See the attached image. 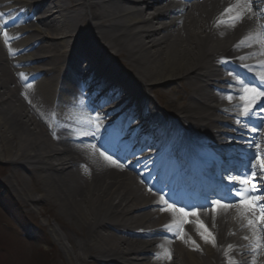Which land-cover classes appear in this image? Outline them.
Segmentation results:
<instances>
[{
    "label": "bare ground",
    "instance_id": "6f19581e",
    "mask_svg": "<svg viewBox=\"0 0 264 264\" xmlns=\"http://www.w3.org/2000/svg\"><path fill=\"white\" fill-rule=\"evenodd\" d=\"M6 1L11 2V0ZM71 2L75 5L67 6L71 9L70 15H75V12L77 11L84 12L86 10H90L92 16L94 18L96 17L97 2L95 0H71ZM115 4L116 3H109L107 5V8L114 10L112 16H109H118L121 13L127 11H118L117 9H115L117 7L115 6ZM1 7L2 0H0V8ZM2 12L3 10L0 9V13L4 15V13ZM143 18H145L144 15L139 12L137 14H131L125 18H120L117 22L124 27L125 25H129L136 21L142 20ZM72 19H74V17H72ZM80 19L86 21V18L84 19V15H81ZM102 20L103 22L101 26L105 28L107 27V36L113 48L119 53H122L124 58L129 61L128 66L130 68L136 67L134 59L132 57L129 58L125 55V47L117 39V33L114 32L113 27H116L118 23H111V21L108 20L107 17L102 18ZM14 26L18 27V25ZM57 28L58 29L51 31V33L55 34V36L57 37L67 38V40L70 39L69 34L67 32L69 31L68 27H66L64 24L59 23L57 25ZM30 31V28H24L22 30L13 29L8 32V36L10 38L14 37L13 39H17L21 36L20 32L27 34ZM134 31H138V28L130 30L129 33L131 34ZM101 34L104 36L106 35L105 31H101ZM153 36L154 35L151 34L140 37L133 36L131 38H128L132 47H134L133 49L137 50L140 56L142 57L143 61L146 62L145 68L143 70L151 77L152 81L158 82L162 80V74L164 73V70L166 68H168L169 73L166 72L164 79L171 78L172 74L177 75L182 73L180 72L181 68L185 69L184 71L189 70L188 76L197 78L198 81L202 80V83L204 84L203 87H205L206 90L209 92L210 98L214 103L215 96L213 95L211 89L219 88L221 85L219 84L218 80L207 79V76L210 75L209 62H205V67H201V61H203V59L200 60V57H195L191 53L192 47L185 44L182 37H179L177 41L167 42L160 41L158 37L154 38ZM165 39H167V37ZM197 39L201 40L200 42L202 44H205L211 43L210 41L212 40V37L210 35L202 34L201 37L197 35ZM20 45L23 47H27L30 44L20 43ZM148 46L151 47L147 48ZM42 55V53L33 56L29 54L27 56L28 58L26 59V62H30L31 59L35 57L40 58L42 57ZM4 63L5 62L3 60V57L0 54V87L5 88L4 85H7V87L2 92H0V101L4 100L7 96L10 97L9 105L13 106L14 108L7 106L5 108V116H14L16 122L13 121L12 124H9L7 120L4 119V116L0 115V135L4 133L2 136L3 141H0V155L1 151H3L1 142H4V144L9 147L10 150H14L15 156H19L20 153L23 151L29 152V155H35V152L38 149L37 141L45 137L44 130L34 120L28 117L26 111H24L25 113L22 114V109L18 108V101L16 98L17 89L15 87L14 82L6 80L8 77V70L5 68ZM175 64L177 65V67H175ZM190 66H193V68L190 69ZM30 69H32L33 72L38 71L39 73H42L45 76L52 75L51 67L45 66L44 64H41L40 66L33 65V68ZM206 70L209 72L208 75H206ZM18 72L24 74L27 73L23 70L21 66L18 69ZM44 88L45 87L41 83L37 84L36 90L37 95L39 96L38 101L40 105H48L51 102L50 92L48 91L47 97V93L44 91ZM19 93L22 96L26 97L27 90H21L19 91ZM61 97L62 93L58 96V98ZM18 118H21V121H17ZM26 128H32L33 130H30L31 132L25 131ZM10 137H12L15 141L10 140ZM41 145H44V143H41ZM43 149L44 146H41L40 150ZM54 151L53 149H50L49 154L53 153ZM3 157V155L0 156L1 159H3ZM10 158L7 157V159ZM63 169L64 168H61V170ZM108 177L109 176L104 175V173H101L97 176L96 183H94L93 185L85 186L76 182V176L71 171L66 172L63 175H54V181H58L59 183H61L60 187L54 186L52 188V192L53 194H55V198L59 200L58 203H56L58 211L57 217L55 216L54 218L55 221L59 224V228H63L68 235H59L57 234V230L54 228H52L51 231L54 235V241L56 243H61L60 237H63L64 242H67L66 244H70V247L65 248L61 243V252L65 253V257L68 260H71L70 262H72V264H88L85 261L86 257L92 259L93 261L101 259L103 261H107L109 264H111V261H118V263L121 262L125 264H144L147 259L140 255V253L142 252V248L140 246H137V244H123V248L122 250H120L119 245H121L122 243L117 238L109 235V232L106 231L109 228L120 229L121 226L124 224L123 220L108 216L109 226H104L102 232L99 230V232L96 233L95 229L91 227L92 221L95 218H99L100 214L102 213H99V211L96 209V206L103 204L106 205V208H112L114 210H117L114 206H117L120 203L124 204L127 201L126 198L120 197V195L123 193V189L120 188V182L124 181L125 176H113L112 181ZM34 190L38 192L37 188H35ZM28 192L29 195L32 196L31 191ZM91 192H95L94 196L91 195ZM79 198H82V200H79ZM144 204L148 203H145L143 201L138 203L137 201H135L132 202L131 206L140 207ZM73 211H75L77 215ZM90 219H92V221ZM68 224H71L73 227ZM69 234L75 235L78 238L73 241L69 238ZM104 246L106 248H104ZM186 257L187 258L179 262V264H202L200 260L193 259L191 256Z\"/></svg>",
    "mask_w": 264,
    "mask_h": 264
},
{
    "label": "snow or ice",
    "instance_id": "6c2138e0",
    "mask_svg": "<svg viewBox=\"0 0 264 264\" xmlns=\"http://www.w3.org/2000/svg\"><path fill=\"white\" fill-rule=\"evenodd\" d=\"M248 11L251 12V6H248ZM233 8L229 7L225 10V13H222V17L225 14H232ZM241 15H233L232 16V26L234 27L237 22L241 20ZM222 20H218V23H222ZM4 36V43L5 45L9 44V36L8 33L5 31L3 32ZM243 43V41H241ZM10 54L12 53V49L9 47ZM242 60L244 58H241ZM227 61H222V63H226ZM231 75V73H229ZM23 77V74H21ZM261 82L264 83V75L260 77ZM28 87H31V85H28ZM241 92L243 95H241L239 98L242 101H245V105L242 109L241 114L245 117H248L252 111V104L258 99V98H264V90H258L255 87H249L241 82ZM27 98V97H26ZM227 99L231 101L233 97L231 95L227 96ZM103 123V118H100L97 123L94 125L89 124L88 131L85 132V135H89L92 137H95L99 134L100 127ZM239 124L240 121H237ZM251 131L255 132L256 129L253 128ZM255 147L259 149L260 145L256 144ZM88 148H90L93 153H98L100 157H102L105 161L108 162L109 165H112L118 169L123 170L126 165L121 164L118 162L117 159H114L111 154H106V151H101L100 148L96 144H89ZM248 168L250 171L243 173L241 175H238L236 177L229 176L227 179L229 180V183H236L239 185V187L230 188L228 189V193L230 196L238 197L237 200L234 201H228L224 202L226 200V197L219 196L218 198L212 199L211 204L208 205V207L211 208L214 216H213V226H215V214L218 213L220 210H227L229 208H236L238 215L242 218H247L248 220V226L252 228H256V226L264 225V192H260V194L254 195L253 193L259 192V189L256 188V177L259 170L260 179L264 181V156H261L259 153L254 155L252 160L250 161ZM149 192H152L155 194L152 188H148ZM160 202L162 204V207L160 208V211H167L171 213L174 217L179 218V223H177L175 226L177 228V238L178 239H185L187 236V233L184 231L182 224L189 223V217H196V227L198 229V234L201 236V238L204 240L205 243H211L213 246H215V236L213 233L209 230V228L201 221L199 220V213L197 211H185L183 207H176L173 203H170L163 194L159 197ZM165 227L171 231L173 224L165 225ZM260 232H264V227L260 228ZM190 239V238H189ZM244 239H248V237H244ZM254 239L256 241V245H259V235L254 232ZM197 249L198 246L195 245V241H190ZM229 249L232 248V245L228 246ZM165 257L168 259H171V253L167 250H165L164 253ZM159 258V257H157Z\"/></svg>",
    "mask_w": 264,
    "mask_h": 264
},
{
    "label": "rangeland",
    "instance_id": "374dc122",
    "mask_svg": "<svg viewBox=\"0 0 264 264\" xmlns=\"http://www.w3.org/2000/svg\"><path fill=\"white\" fill-rule=\"evenodd\" d=\"M4 151H6V149ZM4 154H6V152H4ZM24 183H26V182H24ZM24 183H23V188H24ZM4 207H5V210L7 212V215H5L3 213H2L3 215L0 214V242H4L3 240L6 239V243L10 244V247H11L12 251L14 252V254L11 255L12 261H10V264H35L32 262L33 261L32 258L29 259L30 258L29 256H31L32 253H36L39 251L46 253L49 249L40 240V236L38 233H35V235L38 238V243H36V244L29 243L28 241L23 239L21 236L22 233L20 232V229L17 226V225L20 226V224L18 222H20L19 218L21 217V215H20L21 213L19 212V210H16L17 212L10 211V210L8 211V207L6 204H4ZM43 220L44 219H42L39 216V222L41 224H43ZM50 224H52V221H50ZM13 228L15 229L14 231H13ZM17 248H19L21 250V252L18 256L15 255L18 253ZM42 249H44L45 251ZM23 251H24V254L22 256ZM45 263H46V261H45ZM4 264H7V263H4ZM41 264H43V263H41ZM56 264H67V263L63 258L61 263L56 262Z\"/></svg>",
    "mask_w": 264,
    "mask_h": 264
}]
</instances>
